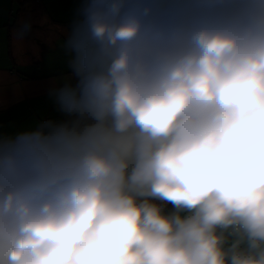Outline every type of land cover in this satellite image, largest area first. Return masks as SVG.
I'll return each instance as SVG.
<instances>
[{
    "label": "clouds",
    "instance_id": "9594fccd",
    "mask_svg": "<svg viewBox=\"0 0 264 264\" xmlns=\"http://www.w3.org/2000/svg\"><path fill=\"white\" fill-rule=\"evenodd\" d=\"M80 2L72 119L0 133V264H264V0Z\"/></svg>",
    "mask_w": 264,
    "mask_h": 264
},
{
    "label": "crops",
    "instance_id": "0c3cea01",
    "mask_svg": "<svg viewBox=\"0 0 264 264\" xmlns=\"http://www.w3.org/2000/svg\"><path fill=\"white\" fill-rule=\"evenodd\" d=\"M81 7L80 0H0L3 135L42 126L46 118L54 123L72 119L59 110L51 92L77 82L68 39Z\"/></svg>",
    "mask_w": 264,
    "mask_h": 264
},
{
    "label": "built area",
    "instance_id": "2783aa9c",
    "mask_svg": "<svg viewBox=\"0 0 264 264\" xmlns=\"http://www.w3.org/2000/svg\"><path fill=\"white\" fill-rule=\"evenodd\" d=\"M72 74H73V75H76V71H73ZM48 121H49L48 118H46V119L43 120L44 123H46V122H48Z\"/></svg>",
    "mask_w": 264,
    "mask_h": 264
},
{
    "label": "trees",
    "instance_id": "16d2710c",
    "mask_svg": "<svg viewBox=\"0 0 264 264\" xmlns=\"http://www.w3.org/2000/svg\"><path fill=\"white\" fill-rule=\"evenodd\" d=\"M26 1H29V0H26ZM168 210H171V205H169Z\"/></svg>",
    "mask_w": 264,
    "mask_h": 264
}]
</instances>
